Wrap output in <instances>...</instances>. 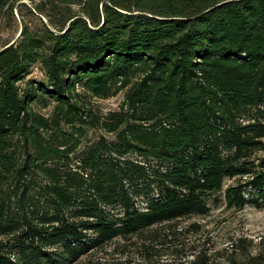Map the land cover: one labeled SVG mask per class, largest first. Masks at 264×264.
Returning <instances> with one entry per match:
<instances>
[{
	"label": "trees",
	"instance_id": "obj_1",
	"mask_svg": "<svg viewBox=\"0 0 264 264\" xmlns=\"http://www.w3.org/2000/svg\"><path fill=\"white\" fill-rule=\"evenodd\" d=\"M45 1L51 26L0 46V264L264 203V0ZM86 125L115 138L77 151Z\"/></svg>",
	"mask_w": 264,
	"mask_h": 264
},
{
	"label": "rangeland",
	"instance_id": "obj_2",
	"mask_svg": "<svg viewBox=\"0 0 264 264\" xmlns=\"http://www.w3.org/2000/svg\"><path fill=\"white\" fill-rule=\"evenodd\" d=\"M45 2L6 0L0 4V46L16 41L25 26L50 25V5ZM70 6L77 9L76 5ZM41 76L42 70L35 64L25 80ZM82 97L99 114L105 115L120 109L124 92L108 98L87 93ZM32 106L45 116H50L53 108L52 104L41 107L33 103ZM84 130L77 151L91 146L100 136L109 140L115 138L114 134L91 125H86ZM229 183L231 181L227 180L226 184ZM73 264H264V203H250L241 209L228 208L223 202L211 204L209 213L204 216L182 217L155 224L127 238H114Z\"/></svg>",
	"mask_w": 264,
	"mask_h": 264
}]
</instances>
